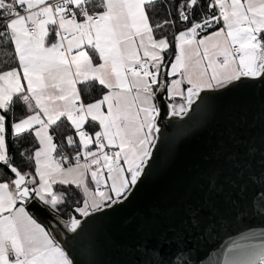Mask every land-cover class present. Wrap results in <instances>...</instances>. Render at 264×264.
<instances>
[{"label":"snow or ice","instance_id":"obj_1","mask_svg":"<svg viewBox=\"0 0 264 264\" xmlns=\"http://www.w3.org/2000/svg\"><path fill=\"white\" fill-rule=\"evenodd\" d=\"M0 56V264H79L59 237L135 195L162 106L186 116L207 95L264 86V0H0ZM62 121L72 134L58 144ZM251 154L233 157L241 183L254 179ZM251 248L225 264H264V239Z\"/></svg>","mask_w":264,"mask_h":264},{"label":"water","instance_id":"obj_2","mask_svg":"<svg viewBox=\"0 0 264 264\" xmlns=\"http://www.w3.org/2000/svg\"><path fill=\"white\" fill-rule=\"evenodd\" d=\"M158 124L154 156L135 195L90 218L75 239L67 233L60 241L79 264L247 259L251 245L264 239V86L246 83L207 95L186 116H171L162 106ZM247 145L254 179L241 183L242 165L233 157L243 161ZM30 211L41 223H55L43 210Z\"/></svg>","mask_w":264,"mask_h":264},{"label":"trees","instance_id":"obj_3","mask_svg":"<svg viewBox=\"0 0 264 264\" xmlns=\"http://www.w3.org/2000/svg\"><path fill=\"white\" fill-rule=\"evenodd\" d=\"M158 3L167 4L168 0H158ZM156 11H157L158 15H153V17H152L153 20H160V19L166 18V9L165 8H163L161 6V7H158ZM203 12H204V9H200V10H198L197 15L202 16ZM213 29H215V28H213ZM213 29H211V30H213ZM181 30H182V27H181ZM173 32H175V29H169V35L170 36ZM166 59H167V57H166ZM0 60H3L2 56H0ZM101 93H102V90L99 87L92 88L89 90V92L87 94L88 99L98 98L101 95ZM16 114L18 116L21 114L19 109H17ZM67 123H68L67 121H62L60 124V129H59V132H58L57 137H56V143H58V144H62V142H63V135H61L60 133L72 134L71 130L67 127ZM33 143H34V141H33L31 136H26L24 138V140L21 141V144L23 145V147H17L16 153H15V160H16L17 164H20L22 161H25V157H21L20 152L23 151L24 148L31 149L33 147ZM63 151L70 156L75 154V152L73 150L68 149L66 145L63 147ZM58 154L59 153H57V155ZM61 217L67 219L66 212Z\"/></svg>","mask_w":264,"mask_h":264},{"label":"crops","instance_id":"obj_4","mask_svg":"<svg viewBox=\"0 0 264 264\" xmlns=\"http://www.w3.org/2000/svg\"><path fill=\"white\" fill-rule=\"evenodd\" d=\"M222 26V25H221ZM214 30H216V29H213V30H211V31H214ZM102 94V93H101ZM164 99H165V101H166V103H168V98H167V95H166V93H165V95H164ZM178 100L176 101V103H179L180 101H179V98H177ZM168 112H169V108H168ZM96 130H99L98 128L96 129ZM39 222V221H38ZM39 223H41V222H39Z\"/></svg>","mask_w":264,"mask_h":264},{"label":"built area","instance_id":"obj_5","mask_svg":"<svg viewBox=\"0 0 264 264\" xmlns=\"http://www.w3.org/2000/svg\"><path fill=\"white\" fill-rule=\"evenodd\" d=\"M65 153V152H64ZM66 154V153H65ZM74 162V161H73Z\"/></svg>","mask_w":264,"mask_h":264},{"label":"rangeland","instance_id":"obj_6","mask_svg":"<svg viewBox=\"0 0 264 264\" xmlns=\"http://www.w3.org/2000/svg\"><path fill=\"white\" fill-rule=\"evenodd\" d=\"M3 59H4V57H3ZM74 163V162H73Z\"/></svg>","mask_w":264,"mask_h":264}]
</instances>
